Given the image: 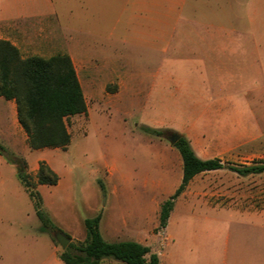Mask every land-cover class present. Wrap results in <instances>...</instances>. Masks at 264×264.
<instances>
[{"label": "rangeland", "instance_id": "rangeland-1", "mask_svg": "<svg viewBox=\"0 0 264 264\" xmlns=\"http://www.w3.org/2000/svg\"><path fill=\"white\" fill-rule=\"evenodd\" d=\"M100 2L80 16L104 44L75 64L88 110L66 119V147L31 148L0 100V264H65L56 233L81 241L99 212L107 240L149 245L162 264H264V171L232 169L264 164V0ZM170 132L224 166L198 174L161 228L182 178ZM42 161L59 175L37 185L51 229L16 173L37 181Z\"/></svg>", "mask_w": 264, "mask_h": 264}, {"label": "trees", "instance_id": "trees-1", "mask_svg": "<svg viewBox=\"0 0 264 264\" xmlns=\"http://www.w3.org/2000/svg\"><path fill=\"white\" fill-rule=\"evenodd\" d=\"M0 96L14 99L19 123L28 135L31 148L66 147L71 142L66 119L87 113V102L70 55L59 53L45 58L38 55L23 57L20 49L9 40L0 39ZM160 135L158 129H149ZM183 162V175L175 192L160 206L159 226L164 228L175 206L176 199L199 173L223 168L218 157L204 159L193 149L185 135L174 144ZM3 146L0 144V151ZM241 175L260 173L264 164L243 165L232 168ZM38 180H32L27 171H18V178L33 199L45 229L51 221L41 211L43 198L38 184H56L59 175L42 161ZM39 208V209H38ZM102 212L84 219L86 237L72 241L59 257L65 264H101L113 258L125 264H161L158 253L136 240H107L100 229Z\"/></svg>", "mask_w": 264, "mask_h": 264}, {"label": "crops", "instance_id": "crops-1", "mask_svg": "<svg viewBox=\"0 0 264 264\" xmlns=\"http://www.w3.org/2000/svg\"><path fill=\"white\" fill-rule=\"evenodd\" d=\"M100 4V0H0V39L9 40L17 46L23 57L38 55L48 58L65 53L70 55L74 65L79 61L94 63L95 51L99 52L100 45L104 43L96 33L99 29H84L85 26L80 28L83 21L80 16L103 14L104 10L101 11ZM1 99L10 111L16 133L22 136L25 130L17 117L16 101L0 96ZM3 134L5 131L0 128V136ZM160 263L162 264L161 259Z\"/></svg>", "mask_w": 264, "mask_h": 264}, {"label": "water", "instance_id": "water-1", "mask_svg": "<svg viewBox=\"0 0 264 264\" xmlns=\"http://www.w3.org/2000/svg\"><path fill=\"white\" fill-rule=\"evenodd\" d=\"M181 135H182L181 133L170 132V135L168 138L172 144H175L177 140L181 137ZM55 237L63 248H66L69 242L71 241V238L61 231L57 232Z\"/></svg>", "mask_w": 264, "mask_h": 264}]
</instances>
